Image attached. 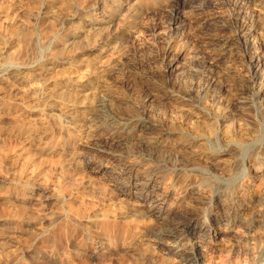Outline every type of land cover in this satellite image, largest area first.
<instances>
[{
    "label": "rangeland",
    "instance_id": "1",
    "mask_svg": "<svg viewBox=\"0 0 264 264\" xmlns=\"http://www.w3.org/2000/svg\"><path fill=\"white\" fill-rule=\"evenodd\" d=\"M111 1L0 0V34L10 40L0 45V65L13 52L18 60L34 58L28 67L0 71V264H180L167 253L181 246L197 251L204 264H254L251 248H261L262 236L233 217L227 223L229 207L200 243L166 236L156 242L149 234L162 226L119 203L106 177L110 169L95 173L92 154L103 147L122 177L130 166L141 175L154 171L156 157L142 159L140 144L133 151L87 138L86 125L74 142L69 138L71 124L94 118L102 102L119 120L198 137L197 155L186 154L175 167L191 178L215 175L218 188L234 185L242 154L264 139V103L252 95L250 65L254 55L264 62V0H123L121 9ZM109 11L113 20L84 45L91 37L84 24ZM74 32L81 36L76 49L64 40ZM32 35L38 42L26 49ZM164 172L160 190L175 195L174 170ZM263 181L244 179L236 201L263 194ZM43 187L55 189L48 201ZM184 208L194 210L189 199ZM195 217L204 220L202 212Z\"/></svg>",
    "mask_w": 264,
    "mask_h": 264
},
{
    "label": "bare ground",
    "instance_id": "2",
    "mask_svg": "<svg viewBox=\"0 0 264 264\" xmlns=\"http://www.w3.org/2000/svg\"><path fill=\"white\" fill-rule=\"evenodd\" d=\"M110 4L112 7H116L118 9L125 7V3L123 0H112ZM106 15L102 16L100 19H93L90 20L88 23L84 24L85 27L89 29V36L92 37H90V39H87L88 42L84 41L87 43L84 45H92L93 41H95L93 39H96V37H94V33H96L97 35L99 31L101 32L104 27L109 24L108 22L110 20H113V13L110 12ZM26 39V49H31L38 42V38L33 35L28 36V38ZM52 39L53 38L46 39V43H51ZM64 40L76 49L79 42L81 41V36L74 32L73 34L64 35ZM7 43H10V40L5 39L0 34V45H6ZM15 57L17 56L13 52L8 61L6 62L7 65H0V71L4 67H8L12 72L13 70L28 67V65L30 64V60L34 59L30 58L27 60H18ZM250 65L251 68L255 71V81L251 92L253 97L258 100L259 103L263 104L264 62L262 57L260 55L251 56ZM26 107L24 106V108ZM49 112L51 113L53 111L49 109ZM92 113L95 116L94 118H85L80 123L75 122L71 124L73 137L69 138L70 141L72 139L74 142L76 133H79L78 129L82 128L83 125H86L88 126L87 131L85 133L87 135V138L100 136L99 138L103 139L104 143H121L127 146L129 150L133 151L134 146L140 144L144 146V150L146 152L145 155L140 154V156H142V159L148 158V160H151L153 156L156 157L155 161L157 166L155 167L154 171L143 169L145 173L144 175H141L139 171H135V169L130 166L125 167V169L123 170H120L121 172L126 171L127 174V176L122 177L123 174L120 175V172L116 171L115 168H112V157H110L108 152L105 151L103 147L100 146V148H98V146L97 149H93L92 154V156L97 158L98 161L94 171L95 173H101L104 170L107 171L106 169H110V176H105L109 179L108 181L111 182L109 183L110 187L113 189L114 192L117 193L119 203L132 204L134 214L138 216H143L145 218H153L154 221L159 222V226H162V228L158 231L151 232L149 234L151 238L156 240V242H159L163 240L162 237L165 236L170 237L174 241L179 240V238L181 237H187L188 240L194 239L200 243L208 239V237L210 236V223H216L217 221L221 220V216L223 213L221 214L220 211H223V209L225 210L229 207V209L225 210V217L227 223L235 222L231 220V217H233L234 219L238 220L236 222L239 223L240 226L246 228L247 231L260 232V235L263 239V241L261 240V248L256 251L253 248H251V250L252 252H255V259L253 261L254 264H264V193L258 196L252 194L251 197H246L242 199L240 201V204L238 202L240 196L235 195V191H243V189H245L244 179H249L252 175L253 177H260L264 179V139L258 140L250 144L249 147L246 148V151L242 154V157L240 159V178L238 176L239 179H237L235 182L233 179L234 185H225V188L222 189L218 188L219 184L221 183L220 178L213 174V176H210L209 178H191L189 176H185V173L181 174L183 173L181 169L179 170L178 167H175V163L178 160L181 161L186 158V154L189 153L192 155H197L196 151H194L193 149L196 144V141L199 140L198 137H195L194 135H185L182 133H173L167 135L165 132L163 133L159 130L153 132L156 126L150 124L149 122H141L140 124H138L137 122L134 123L132 120L122 121V118V120H119L117 117H115L109 112L107 106H105V104L102 102H99L95 105ZM42 122L43 121L40 122L39 127L44 129V124ZM150 136H154L155 140H153L152 142H148L147 139ZM169 140H174V144L172 146L168 144ZM202 140L205 143L210 141L209 138H204ZM220 153L221 154H218L219 157L227 156V153ZM213 155L214 154H212V157ZM249 160H254V165L246 167L247 161ZM141 161L142 160L138 158V160H133V163H140ZM168 167L174 170L173 181L179 183V190L175 195H172L168 189H165L163 191L160 190L165 177L164 169ZM238 171H240V169ZM106 173L107 172H105V174ZM41 190L42 195L43 193L46 195V201L49 200L48 198H50L55 191V189H45L44 187ZM100 194H102V192ZM215 197L218 198L215 199ZM186 199H189V201L193 204L194 210H192V212H189V210L184 208V202ZM169 201H171V203L166 206V203ZM196 212H202L204 215V220L202 221V223L200 222V224L199 219L197 220V217H195ZM246 216H248L250 220H246L245 222ZM240 219H243L244 222H240ZM180 222H183V226ZM251 243L253 244V241H251L250 244ZM168 252L169 253L167 254H171L173 257L177 258L180 264H204L200 263L201 255L197 253V251L189 249L186 246L168 249ZM156 261L154 260L152 264H154Z\"/></svg>",
    "mask_w": 264,
    "mask_h": 264
}]
</instances>
